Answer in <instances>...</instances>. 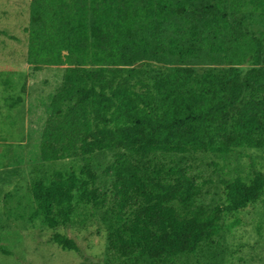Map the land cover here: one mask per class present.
Listing matches in <instances>:
<instances>
[{
	"label": "trees",
	"instance_id": "1",
	"mask_svg": "<svg viewBox=\"0 0 264 264\" xmlns=\"http://www.w3.org/2000/svg\"><path fill=\"white\" fill-rule=\"evenodd\" d=\"M194 0H35L28 52L33 73L66 65L63 83L48 106L50 118L31 151L35 161L90 158L106 151L119 153L107 168L113 183L111 214L117 219L120 243L137 250L134 264L145 259L196 254L215 238L226 213L257 202L264 191V173L248 183L228 182L227 204L197 209L204 190L185 170L153 168L148 177L140 163L162 154L192 152L229 154L237 148L264 149V46L255 40L254 67L172 68L159 76L137 67L133 58L156 57L162 48L183 55L180 39L151 45L140 38L170 17L187 13ZM264 14V0H247ZM195 13V11L193 12ZM201 20L225 24L223 10L207 3ZM0 35L6 32L0 30ZM10 37V36H9ZM12 38V37H11ZM13 39V38H12ZM22 160H20V163ZM87 175L86 170H81ZM92 175V173H91ZM75 172H56L52 181L37 180L32 196L50 229L72 221L75 200L105 208L94 184ZM53 243L79 251L77 243L55 232ZM0 251L10 253L0 244Z\"/></svg>",
	"mask_w": 264,
	"mask_h": 264
},
{
	"label": "rangeland",
	"instance_id": "2",
	"mask_svg": "<svg viewBox=\"0 0 264 264\" xmlns=\"http://www.w3.org/2000/svg\"><path fill=\"white\" fill-rule=\"evenodd\" d=\"M246 2L194 0L189 12L170 17L154 31L139 36L151 45L164 44L166 48L171 39H180L183 55L172 56L162 48L156 57L143 53L133 57L136 66L147 68L150 77L179 67L197 72L253 68L255 40L264 46V14ZM207 3L223 10L225 24L201 20L200 10ZM35 8V0H0V30L8 35H0V244L10 253L0 251V264H134L137 250L124 249L120 243L124 236L118 229L111 230L117 223L111 214L115 179L108 175L107 168L119 153L126 152L134 160L137 156L118 149L90 158L41 163L31 155L50 118L48 106L63 83L67 67H44L33 73L27 30L33 25ZM140 166L145 177L153 168L164 167L174 180L173 170L179 168L202 183L204 190L192 210L195 212L226 205L228 182L242 178L249 183L255 171L264 173V149L237 148L225 155L158 153ZM83 169L87 175L81 174ZM56 172H75L92 181L96 177L94 187L99 197L105 198V208L78 203L77 194L72 221L50 229L33 200L32 187L39 179L54 180ZM55 232L73 239L79 251L63 250L53 243ZM140 264H264V191L247 208L226 213L215 238L204 242L196 254L145 259Z\"/></svg>",
	"mask_w": 264,
	"mask_h": 264
}]
</instances>
